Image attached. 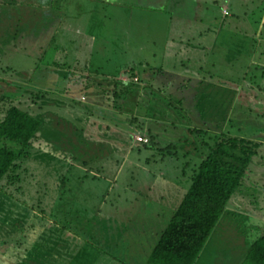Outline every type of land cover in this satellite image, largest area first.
Segmentation results:
<instances>
[{
  "label": "rangeland",
  "instance_id": "1",
  "mask_svg": "<svg viewBox=\"0 0 264 264\" xmlns=\"http://www.w3.org/2000/svg\"><path fill=\"white\" fill-rule=\"evenodd\" d=\"M18 1L0 0V96L43 124L0 182V239L30 246L20 264H89L95 249L146 264L201 160L189 128L264 140V0H228L227 17V0ZM113 78L129 88L123 101L113 82L97 87ZM244 182L197 264H252L264 157Z\"/></svg>",
  "mask_w": 264,
  "mask_h": 264
},
{
  "label": "trees",
  "instance_id": "2",
  "mask_svg": "<svg viewBox=\"0 0 264 264\" xmlns=\"http://www.w3.org/2000/svg\"><path fill=\"white\" fill-rule=\"evenodd\" d=\"M47 12L49 13L48 9ZM101 81L97 82L98 88H108L110 81L113 82L112 99L115 102L123 101L124 94L129 90L125 82L117 78ZM105 95L107 93H104L102 98L111 97ZM39 96L43 98L45 94ZM136 120L137 118L131 119V125ZM57 123L54 124L58 125ZM42 124L43 120L40 117L34 116L18 104L6 101V96H0V182L19 167V160L31 155L30 149L35 141L40 140ZM189 131L202 137L200 145H197L202 147L198 148L202 151L201 160L196 164L187 193L168 226L153 245L146 264H197L206 243L227 211L229 201L238 190L245 188L244 181L255 158L264 157L261 155L264 148L263 139H250L233 135L232 132L212 131L210 128L195 127L189 128ZM148 133L153 135L151 130ZM262 134L264 135L257 133L255 137ZM148 143L153 144L152 137ZM170 148L176 150V145L170 144L165 149ZM112 238L118 237L113 236L109 241H112ZM97 239L101 240L99 237ZM91 245L102 244L96 242ZM96 252L95 250L94 253ZM101 252L100 250L98 255ZM96 257L94 256L95 259L91 257V263L96 261ZM246 259L252 264H264V232L248 246Z\"/></svg>",
  "mask_w": 264,
  "mask_h": 264
},
{
  "label": "crops",
  "instance_id": "3",
  "mask_svg": "<svg viewBox=\"0 0 264 264\" xmlns=\"http://www.w3.org/2000/svg\"><path fill=\"white\" fill-rule=\"evenodd\" d=\"M218 1V0H217ZM227 3H228V0H227V2L225 1V3L222 5V10H223V8H225L226 10H228V11H230V8H229V6L227 5ZM230 13H231V15L233 14L231 11H230ZM229 13V14H230ZM223 14V17H227V15H225L224 14V12L222 13ZM228 14V15H229ZM260 28L257 30V31H260V32H258L257 34H256V36L257 35H259V36H261L263 39H264V17H263V20H262V22H261V24H260V26H259ZM252 31L255 33L256 31L254 30V28H252ZM261 34V35H260ZM258 36V37H259ZM259 40H263V39H260V38H258ZM264 60V59H263ZM260 65H262V64H260ZM23 230V229H22ZM120 232L121 231H119V234H120ZM0 241H1V243L0 244H4V243H6V247H7V249L5 250V251H3L2 250V257H0V264H20V263H22V261H24V263H25V260L28 258V249H29V247L30 246H25L24 247V250L21 252V253H19V252H17L15 249H16V247L15 248H10V245H14V243L12 244V243H10L9 241V243H7V242H5V241H3L2 240V238L0 239ZM32 244V243H31ZM8 245V246H7ZM110 246V241L109 242H107V247H109ZM5 247V248H6ZM13 247V246H12ZM91 247V246H90ZM105 248V247H104ZM110 248V247H109ZM11 249L12 250H14L13 252L11 251ZM106 249V248H105ZM104 249V250H105ZM96 250V249H95ZM97 251V250H96ZM48 252L45 250L44 251V254H47ZM108 252L107 251H105L104 253H101V254H103V255H99V256H102V258H100V259H98V261L96 260H94V262L93 263H91V261H90V263L89 264H119V263H117L116 262V257H114L113 259H112V257H109V256H107L106 254H107ZM3 254H4V256H3ZM97 254H99V252L97 251ZM14 255H16V256H14ZM15 257V258H14ZM30 259V261H29V264L30 263H35L34 262V260L32 259V258H29ZM88 262H89V260L87 261V262H82V263H79V261H74V264H88ZM41 264H45V262H41ZM120 264H123V263H120Z\"/></svg>",
  "mask_w": 264,
  "mask_h": 264
},
{
  "label": "built area",
  "instance_id": "4",
  "mask_svg": "<svg viewBox=\"0 0 264 264\" xmlns=\"http://www.w3.org/2000/svg\"><path fill=\"white\" fill-rule=\"evenodd\" d=\"M225 14H228V10H226ZM135 141H138V142H148L149 139L146 136H143V135H136L135 136Z\"/></svg>",
  "mask_w": 264,
  "mask_h": 264
},
{
  "label": "clouds",
  "instance_id": "5",
  "mask_svg": "<svg viewBox=\"0 0 264 264\" xmlns=\"http://www.w3.org/2000/svg\"><path fill=\"white\" fill-rule=\"evenodd\" d=\"M228 14H229V12H228ZM228 14H225V15H228ZM139 79V78H138ZM136 142H138V141H136ZM149 142V141H148ZM148 142H143V143H148Z\"/></svg>",
  "mask_w": 264,
  "mask_h": 264
}]
</instances>
